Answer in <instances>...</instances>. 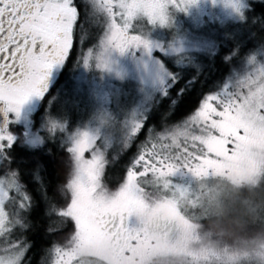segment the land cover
I'll return each instance as SVG.
<instances>
[{
    "label": "rangeland",
    "instance_id": "rangeland-1",
    "mask_svg": "<svg viewBox=\"0 0 264 264\" xmlns=\"http://www.w3.org/2000/svg\"><path fill=\"white\" fill-rule=\"evenodd\" d=\"M252 1L264 2L199 0L194 4L183 0L191 11L174 25L176 28L168 25L167 13L141 2L138 15L153 20L156 27L136 29L139 37L134 55L117 50L111 26L96 50L84 55L77 80L93 110H88L87 125L67 137L72 166L61 195L69 201L63 213L74 222V241L70 244L69 238L66 243L59 239V245L50 249L41 264H264V258H258V248L247 255L243 248L212 244L221 240L214 238L211 228L217 223L215 217L230 222L235 214L252 217V212L258 216V228H264V47L242 60L236 76L207 95L185 122L159 135L161 142L143 144L117 192L101 191L98 180L104 150L118 152L138 133L147 103L172 84V74L159 60L161 56H177L173 63L185 67L196 54L209 61L219 40L232 41L252 32L245 23ZM130 80L136 94H122L126 97L121 95V101L112 107L116 84ZM55 122L57 119L47 120L46 125L56 132L65 129ZM27 128L31 130L30 125ZM42 131L48 132L46 128ZM29 134L33 138L28 137L26 143L36 148L39 138L35 131ZM54 134L48 138L57 139ZM10 174L0 176V264H19L25 254V248L14 240L7 244L12 227L6 229L5 224L19 218L24 224L29 212L27 196ZM256 186L263 189L258 191ZM249 193L257 196L246 198ZM251 202H258V210ZM190 210L193 215H187ZM107 212L125 213L128 227L133 228L138 222L148 227L166 220L168 230L164 237L149 235L134 251L113 254L109 236L95 222V216ZM188 217L213 220L202 230L210 233L212 243L205 233L198 237L199 225ZM242 217L235 222L240 231L248 226Z\"/></svg>",
    "mask_w": 264,
    "mask_h": 264
},
{
    "label": "trees",
    "instance_id": "trees-1",
    "mask_svg": "<svg viewBox=\"0 0 264 264\" xmlns=\"http://www.w3.org/2000/svg\"><path fill=\"white\" fill-rule=\"evenodd\" d=\"M245 16V23L252 27V32L236 36L237 38H232L234 39L232 41L219 40L209 61L196 54V58L190 57V66L185 67L173 63L176 57L162 59L172 74L173 82L164 94H157L147 103L138 133L120 146L118 152L104 150L103 167L98 178L101 191L117 192L124 184L133 161L141 154L143 144L160 141L159 135L170 132L185 122L198 110L207 95L217 92L226 80L236 76L242 60L256 54L260 46H264V2H250ZM99 30L90 25L76 30L69 60L60 78L63 80L59 81L54 93L50 95V101L54 103L53 109L59 112L57 117L67 124L70 131L80 124H86L91 117L88 110L91 112L93 107L84 96V89L80 86L82 82H79L77 77L82 57L86 50L96 45L100 37ZM116 85L121 89H113L119 90L120 93L112 92V107L118 100L121 101L122 94H136L132 80ZM66 115H69L70 119H67ZM62 140L44 138L43 144L35 148L34 152L13 150L11 153L12 164L15 165L14 176L30 200L21 237L23 244H27L21 264H41L48 252L44 251L45 248L59 245V239L69 238L70 244L74 241V222L63 213L69 201L65 198L62 206L57 200L58 195L64 194L63 189L72 166L71 154ZM261 186H256L255 189L260 191L263 189ZM255 195L257 196L249 193L246 198H253ZM251 203L255 204L258 210V202ZM191 213L190 210L187 214ZM252 214V217L235 214L230 222L226 218L216 217L217 223L201 217L189 219L199 225L198 237H203L205 233L204 237L211 242L210 233L202 230L208 229L210 227L208 223L213 222L211 228L215 233L214 238L221 240V243L211 242L212 244L219 247L243 248L247 255L254 254L253 249L258 248V258L263 259L264 228L261 227V221L259 226L263 229L258 228V216L253 212ZM238 216H243L241 219L247 222L246 230L240 231L236 228ZM58 236L61 238H57Z\"/></svg>",
    "mask_w": 264,
    "mask_h": 264
},
{
    "label": "flooded vegetation",
    "instance_id": "flooded-vegetation-1",
    "mask_svg": "<svg viewBox=\"0 0 264 264\" xmlns=\"http://www.w3.org/2000/svg\"><path fill=\"white\" fill-rule=\"evenodd\" d=\"M141 2L167 13L168 25L172 27L180 24L179 20L191 11L185 8L183 0H0V176L15 174L13 150L34 152L35 147L26 143L28 137L33 138L30 131H35L39 140L48 138L49 134L42 131L43 126L59 114L53 109L50 95L63 80L60 78L68 63L76 30L90 25L106 31L111 26L117 50L126 56L134 55L135 40L139 37L136 29L156 27L153 20L138 15ZM190 2L198 4L199 0ZM37 143L36 148L40 146ZM65 190L66 185L64 194ZM64 199L58 195L62 206ZM25 201L28 205L30 200L27 197ZM95 222L109 236L113 254L120 255L134 251L133 247L141 245L151 234L164 237L169 226L166 220H157L148 227L142 222L136 228L128 227L125 213L118 212L97 215ZM9 226L12 227L10 239L26 250L27 244L21 238L22 218L10 220L5 224L6 229ZM174 229L172 223L171 232Z\"/></svg>",
    "mask_w": 264,
    "mask_h": 264
}]
</instances>
